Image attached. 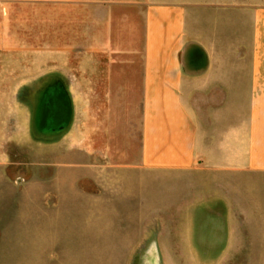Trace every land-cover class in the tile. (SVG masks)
<instances>
[{
  "label": "rangeland",
  "instance_id": "obj_1",
  "mask_svg": "<svg viewBox=\"0 0 264 264\" xmlns=\"http://www.w3.org/2000/svg\"><path fill=\"white\" fill-rule=\"evenodd\" d=\"M89 3L0 0V264H264L208 254L204 165L139 167V97L79 93Z\"/></svg>",
  "mask_w": 264,
  "mask_h": 264
},
{
  "label": "crops",
  "instance_id": "obj_2",
  "mask_svg": "<svg viewBox=\"0 0 264 264\" xmlns=\"http://www.w3.org/2000/svg\"><path fill=\"white\" fill-rule=\"evenodd\" d=\"M93 2L62 28L79 93L139 97V167L204 165L208 254L264 256V5Z\"/></svg>",
  "mask_w": 264,
  "mask_h": 264
}]
</instances>
